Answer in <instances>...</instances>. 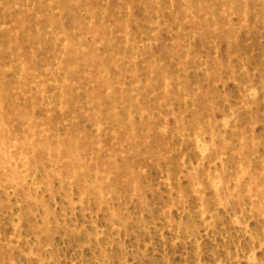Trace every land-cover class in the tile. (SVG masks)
I'll list each match as a JSON object with an SVG mask.
<instances>
[{"label": "rangeland", "instance_id": "374dc122", "mask_svg": "<svg viewBox=\"0 0 264 264\" xmlns=\"http://www.w3.org/2000/svg\"><path fill=\"white\" fill-rule=\"evenodd\" d=\"M0 264H264V0H0Z\"/></svg>", "mask_w": 264, "mask_h": 264}, {"label": "bare ground", "instance_id": "6f19581e", "mask_svg": "<svg viewBox=\"0 0 264 264\" xmlns=\"http://www.w3.org/2000/svg\"><path fill=\"white\" fill-rule=\"evenodd\" d=\"M8 26H9V25H8ZM2 27H3V26H2ZM250 91H251V90H250ZM25 126H26V125H25ZM13 143H14V142H13ZM3 153H4V152H3ZM25 155H26V154H25ZM3 157H4V156H3ZM20 157H21V156H20ZM20 160H21V159H20ZM22 161H23V160H22ZM22 161H21V162H22ZM24 169H25V166H24ZM25 170H26V169H25ZM26 172H27V171H26ZM214 184H215V183H214ZM214 184H213V185H214ZM213 188H214V187H213ZM215 190H216V189H215ZM259 247H260V246H259ZM250 254H251V253H250ZM249 260H250V259H249ZM249 260H248V261H249ZM250 261H251V260H250Z\"/></svg>", "mask_w": 264, "mask_h": 264}]
</instances>
